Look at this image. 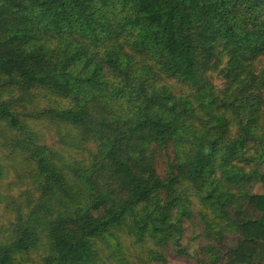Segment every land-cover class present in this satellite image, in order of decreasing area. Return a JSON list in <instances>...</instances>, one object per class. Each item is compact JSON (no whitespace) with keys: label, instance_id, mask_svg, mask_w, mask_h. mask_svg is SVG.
Wrapping results in <instances>:
<instances>
[{"label":"trees","instance_id":"1","mask_svg":"<svg viewBox=\"0 0 264 264\" xmlns=\"http://www.w3.org/2000/svg\"><path fill=\"white\" fill-rule=\"evenodd\" d=\"M0 80V264H264V0H0Z\"/></svg>","mask_w":264,"mask_h":264},{"label":"rangeland","instance_id":"2","mask_svg":"<svg viewBox=\"0 0 264 264\" xmlns=\"http://www.w3.org/2000/svg\"><path fill=\"white\" fill-rule=\"evenodd\" d=\"M217 80L219 81V83L221 82V80H219V79H217ZM1 83H2V80H0V85H1ZM171 83H172L173 89L176 91H178V90L182 91L185 89L182 87L181 84L177 83L175 80H169V84H171ZM217 84H218V82H217ZM218 87L220 88V85H218ZM1 88H7V86L1 85ZM8 91H10V93L0 94L1 98L12 96V98L14 99V102L12 103V107L16 110V113L21 117L22 120H27L29 117L28 112L31 109H36V108L34 106L27 104L26 102L23 104L19 103V99H16L14 97V94H16V92H19V91L14 90L13 88H11V90H8ZM55 105H56V103H55ZM64 105H67V104L64 103ZM37 107L38 108H47L46 106H44V104H40ZM45 126H47L49 128V130L44 129ZM52 128H54V127L52 125L48 126L46 122H43L41 125H39L38 133L40 132V134L38 136L41 137V140H42V138L44 139V137H46L47 133L50 132V130ZM45 131H47V132H45ZM41 134H43V135H41ZM5 153H8L6 151V148H4L2 144H0V160L4 159ZM165 159H166V157L163 156V157H159L157 160V170L161 176H165V174H166V167H165V162H164ZM3 164H5V163H3ZM7 168H8V165H7L6 169L4 170V175L0 179V194L3 196L2 201L0 202L1 213L2 212L9 213V211H16V209L19 208L18 206H19L20 202H23V203L27 202L30 207L37 206L39 204V200L42 198L41 196H39V197L37 196V194H39L37 189L36 188L30 189L26 185L17 186L15 184L16 178L14 176V173L9 171L10 169H7ZM27 190H30L31 192H29V191L26 192ZM254 191L256 193H259V192H262L263 189L260 185H256L254 188ZM31 194H32V197L30 196ZM18 198H20L19 201H17ZM15 206H17L16 209H15ZM50 213L52 215H55L58 213L57 209H56V204L54 206L50 207ZM46 215L50 216L49 213ZM3 230H4V228L0 227V234ZM181 245H182V247H184L187 250L188 255L180 257L178 259H175L173 264H198V260L200 259V253L198 251V243L193 242L191 239V236L189 234H187V235H184L182 237ZM43 246L44 245H40L36 249H34L31 252L28 259L32 260V261H40V256H41V251H42ZM34 264H36V262Z\"/></svg>","mask_w":264,"mask_h":264}]
</instances>
